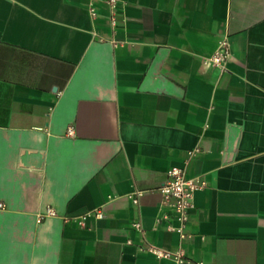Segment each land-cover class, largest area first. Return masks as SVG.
Here are the masks:
<instances>
[{
    "label": "crops",
    "instance_id": "crops-1",
    "mask_svg": "<svg viewBox=\"0 0 264 264\" xmlns=\"http://www.w3.org/2000/svg\"><path fill=\"white\" fill-rule=\"evenodd\" d=\"M118 1L0 0V264H264V0Z\"/></svg>",
    "mask_w": 264,
    "mask_h": 264
},
{
    "label": "built area",
    "instance_id": "built-area-1",
    "mask_svg": "<svg viewBox=\"0 0 264 264\" xmlns=\"http://www.w3.org/2000/svg\"><path fill=\"white\" fill-rule=\"evenodd\" d=\"M118 0H107V4L110 8L111 23L115 25L116 23V12L118 5ZM94 14V12H92ZM231 58V46L228 36L220 41L218 48L213 52V54L207 58H203L202 63L206 67H210L218 70L220 73H225L228 70V63ZM70 131V130H69ZM204 186V182L198 177L189 176L184 168L172 167L167 171V179L160 187V191L163 195L162 206L170 207L174 209L178 214L180 220L184 221L187 218V214L192 208V200L194 193ZM139 195V193H137ZM134 203H137L136 197H132ZM4 205L0 203V208ZM55 211L51 207H47L44 212L37 215V222L42 219L54 216ZM86 216L83 217V219ZM82 223V222H80ZM135 227H139L135 224ZM149 251L154 252L158 255L169 256V252H163L157 248L149 247ZM178 262L181 260L180 253L175 254ZM203 264V263H198Z\"/></svg>",
    "mask_w": 264,
    "mask_h": 264
}]
</instances>
